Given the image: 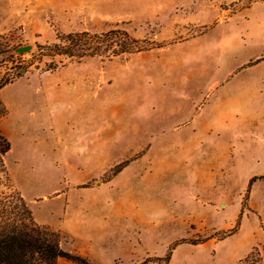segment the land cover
Here are the masks:
<instances>
[{"label":"rangeland","instance_id":"374dc122","mask_svg":"<svg viewBox=\"0 0 264 264\" xmlns=\"http://www.w3.org/2000/svg\"><path fill=\"white\" fill-rule=\"evenodd\" d=\"M212 1L219 12L0 0V82L30 70L0 90L11 144L0 192H19L64 251L90 264H239L264 250V0ZM113 30L143 51L34 54L58 35Z\"/></svg>","mask_w":264,"mask_h":264},{"label":"trees","instance_id":"16d2710c","mask_svg":"<svg viewBox=\"0 0 264 264\" xmlns=\"http://www.w3.org/2000/svg\"><path fill=\"white\" fill-rule=\"evenodd\" d=\"M58 42L52 45L37 44L34 54L38 57L66 58L70 61H82L87 57H103L112 59L124 54H136L143 51L140 40L131 36L125 30H113L101 34L89 32L58 35ZM7 44L0 42V56L9 52ZM39 58V59H40ZM15 59L14 55L11 59ZM3 61L0 60V65ZM55 71L57 63H52ZM50 64V65H52ZM61 65H64L61 62ZM37 69H40L37 67ZM29 68L16 73L11 78L0 82V90L10 82L9 79L20 78ZM11 150L10 142L0 135V189L4 185L6 174L5 158ZM230 232L226 237L232 236ZM65 258L76 264H90V262L76 254L64 251L61 247V235L48 227L36 223L33 213L23 196L12 189L0 192V264H57ZM262 263L264 250H253L239 264H245L252 259Z\"/></svg>","mask_w":264,"mask_h":264},{"label":"crops","instance_id":"0c3cea01","mask_svg":"<svg viewBox=\"0 0 264 264\" xmlns=\"http://www.w3.org/2000/svg\"><path fill=\"white\" fill-rule=\"evenodd\" d=\"M194 5L197 6V8L203 9V10H208V11H215L219 12V9L221 8V5L218 2H214L212 0H193ZM186 12L184 9L178 10L176 9V13L174 14L177 18V21H180L183 18L182 13ZM203 110H201L202 112ZM228 120L224 123L228 124ZM194 135H197V132L193 133Z\"/></svg>","mask_w":264,"mask_h":264},{"label":"water","instance_id":"95a60500","mask_svg":"<svg viewBox=\"0 0 264 264\" xmlns=\"http://www.w3.org/2000/svg\"><path fill=\"white\" fill-rule=\"evenodd\" d=\"M31 50H32V47L31 46H25V47L18 48L16 50V52L19 53V54H22V53H28Z\"/></svg>","mask_w":264,"mask_h":264}]
</instances>
